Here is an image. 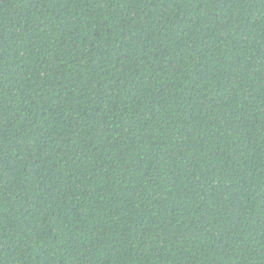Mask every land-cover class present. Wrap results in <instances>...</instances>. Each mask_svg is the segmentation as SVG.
Wrapping results in <instances>:
<instances>
[{
	"label": "trees",
	"instance_id": "obj_1",
	"mask_svg": "<svg viewBox=\"0 0 264 264\" xmlns=\"http://www.w3.org/2000/svg\"><path fill=\"white\" fill-rule=\"evenodd\" d=\"M0 264H264V0H0Z\"/></svg>",
	"mask_w": 264,
	"mask_h": 264
}]
</instances>
